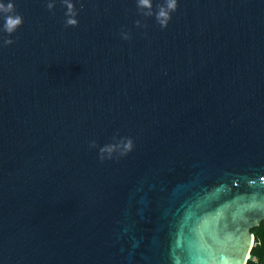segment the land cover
Masks as SVG:
<instances>
[{"label":"water","instance_id":"obj_1","mask_svg":"<svg viewBox=\"0 0 264 264\" xmlns=\"http://www.w3.org/2000/svg\"><path fill=\"white\" fill-rule=\"evenodd\" d=\"M11 2L0 264H245L264 221V0H177L167 27L165 0L151 16L70 0L76 26L63 0Z\"/></svg>","mask_w":264,"mask_h":264},{"label":"clouds","instance_id":"obj_2","mask_svg":"<svg viewBox=\"0 0 264 264\" xmlns=\"http://www.w3.org/2000/svg\"><path fill=\"white\" fill-rule=\"evenodd\" d=\"M64 5L67 8L66 16V24L69 26H76L78 21L75 19L77 13L75 11L73 3L70 0H63ZM49 10L54 8L53 3H48L47 5ZM138 7L141 9H148L145 15H153L152 12V3L151 0H138ZM177 9V0H165L164 4L158 6V12L156 13V19L161 27H167L168 22L171 19V13L175 12ZM0 13L5 14V23L3 25L2 31L7 33L8 36H11L18 27H20L23 23V18L19 15H8L10 13H14V5L9 0L7 4L0 2ZM139 21H137V25L139 26ZM127 34H124V39H128ZM14 41L9 38H4L5 45H11ZM126 148L128 151L132 149V141L128 140ZM103 152L104 149H101Z\"/></svg>","mask_w":264,"mask_h":264},{"label":"trees","instance_id":"obj_3","mask_svg":"<svg viewBox=\"0 0 264 264\" xmlns=\"http://www.w3.org/2000/svg\"><path fill=\"white\" fill-rule=\"evenodd\" d=\"M254 237V245L249 251V256L245 264H264V221H260L259 224L250 229Z\"/></svg>","mask_w":264,"mask_h":264},{"label":"built area","instance_id":"obj_4","mask_svg":"<svg viewBox=\"0 0 264 264\" xmlns=\"http://www.w3.org/2000/svg\"><path fill=\"white\" fill-rule=\"evenodd\" d=\"M248 258L253 259V257H250V256Z\"/></svg>","mask_w":264,"mask_h":264}]
</instances>
